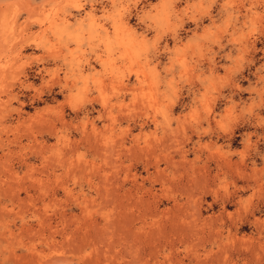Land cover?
I'll return each instance as SVG.
<instances>
[{
  "label": "rangeland",
  "instance_id": "obj_1",
  "mask_svg": "<svg viewBox=\"0 0 264 264\" xmlns=\"http://www.w3.org/2000/svg\"><path fill=\"white\" fill-rule=\"evenodd\" d=\"M0 264H264V0L0 4Z\"/></svg>",
  "mask_w": 264,
  "mask_h": 264
},
{
  "label": "clouds",
  "instance_id": "obj_2",
  "mask_svg": "<svg viewBox=\"0 0 264 264\" xmlns=\"http://www.w3.org/2000/svg\"><path fill=\"white\" fill-rule=\"evenodd\" d=\"M5 2V0H0V4H3ZM101 2H102V0H101Z\"/></svg>",
  "mask_w": 264,
  "mask_h": 264
}]
</instances>
